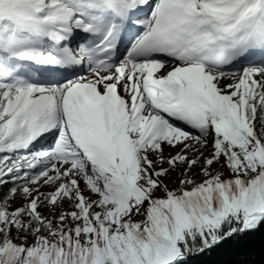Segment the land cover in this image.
<instances>
[{
    "label": "snow or ice",
    "instance_id": "obj_1",
    "mask_svg": "<svg viewBox=\"0 0 264 264\" xmlns=\"http://www.w3.org/2000/svg\"><path fill=\"white\" fill-rule=\"evenodd\" d=\"M0 264H264V0H0Z\"/></svg>",
    "mask_w": 264,
    "mask_h": 264
}]
</instances>
